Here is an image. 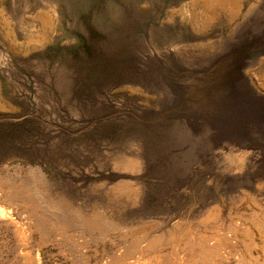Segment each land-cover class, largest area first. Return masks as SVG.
<instances>
[{
	"label": "rangeland",
	"instance_id": "374dc122",
	"mask_svg": "<svg viewBox=\"0 0 264 264\" xmlns=\"http://www.w3.org/2000/svg\"><path fill=\"white\" fill-rule=\"evenodd\" d=\"M51 4L0 0V168L124 223L264 205V0Z\"/></svg>",
	"mask_w": 264,
	"mask_h": 264
},
{
	"label": "bare ground",
	"instance_id": "6f19581e",
	"mask_svg": "<svg viewBox=\"0 0 264 264\" xmlns=\"http://www.w3.org/2000/svg\"><path fill=\"white\" fill-rule=\"evenodd\" d=\"M39 20L42 33L36 35L43 38L53 15ZM15 22L21 27L23 16ZM123 167L141 170L134 161ZM249 201L251 215L227 227L216 209L190 222L159 217L124 223L76 204L38 166L1 167L0 264H264V205ZM129 203L140 204L136 198Z\"/></svg>",
	"mask_w": 264,
	"mask_h": 264
}]
</instances>
